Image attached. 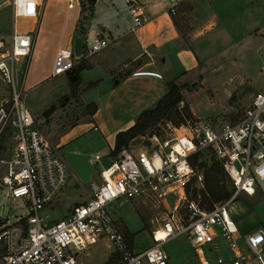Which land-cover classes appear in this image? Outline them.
<instances>
[{"label":"built area","instance_id":"1","mask_svg":"<svg viewBox=\"0 0 264 264\" xmlns=\"http://www.w3.org/2000/svg\"><path fill=\"white\" fill-rule=\"evenodd\" d=\"M175 3L169 6L170 13ZM67 4L71 6L72 0ZM128 12L133 27L146 19L136 3L128 5ZM32 40L31 31H12L8 40L0 34V76L9 88L7 102L0 103V186L7 197L25 207L11 220L0 216L1 264H81L78 254L100 238L110 241L118 264H170L162 244L178 234L192 248L193 261L187 264H264V228L240 233L228 212L238 192L252 195L264 180V89L254 91L249 110L231 120L187 117L179 124L162 120L156 129L145 132L146 141L137 149L121 147L98 170L100 180L91 185L87 199L50 219L44 210L67 182L69 166L41 135L16 78L14 58L28 55ZM106 43L93 36L78 57L71 46H58L50 76L66 73L77 58L90 56ZM200 149H209L219 160L232 187L227 198L209 207L199 206L184 192L190 179L202 185L201 172L190 163ZM166 188L178 191L170 209L163 198ZM144 189L159 197L167 210L151 230L153 242L134 248L107 206H118ZM216 239L224 242L226 254L219 251Z\"/></svg>","mask_w":264,"mask_h":264},{"label":"rangeland","instance_id":"2","mask_svg":"<svg viewBox=\"0 0 264 264\" xmlns=\"http://www.w3.org/2000/svg\"><path fill=\"white\" fill-rule=\"evenodd\" d=\"M204 5L196 0H183L177 4L173 13L169 12L178 28L182 43L189 42L198 62V71L192 79L178 78L177 80V82L184 81L186 83V87L180 90L181 100L178 101L177 107L181 108L183 113L186 111L189 113L184 118L196 117L210 122L231 120L249 110L251 92L264 88V69L262 68L264 0L260 1L262 9L258 18L260 22L246 32L241 31L245 28V23L240 20L230 23L234 27L221 23L217 18L221 16L212 14ZM224 7L227 9L225 12H236L237 2L229 0V3H224ZM21 23L20 18L15 20L17 27ZM38 23L39 21L37 26ZM9 29V25H2L0 34L6 35ZM233 29H236L237 32L234 33ZM243 35L250 37L246 39L243 38ZM90 38H87L88 42L86 43H89ZM31 60L28 59L22 64L26 72L31 65ZM49 60L48 51H41V54L35 59L38 74L47 72ZM24 69L18 79L21 92L24 95L25 105L33 115L40 131L52 143L59 142V151L64 152L66 149L76 148L81 153L90 155L92 161L95 160L92 174L88 180H80L70 170V176L60 191L56 203L45 210L49 217H57L66 213L68 206L89 197L91 185L100 180L98 170L108 164L112 157L118 155L117 153L113 154L110 150L114 139L110 130L130 113L129 106L123 100H119L120 96L118 95V92L124 87L127 89V86L121 80L116 83L106 81V87L110 83L115 86V91L109 96H106L105 93L98 96L101 89L105 90L104 83L94 84L93 81L88 82L89 85L73 86L67 75L58 74L47 77L48 72V75L38 81L34 87L27 89L23 87L22 83ZM84 89L86 91L80 94ZM115 92L118 97L113 96ZM2 98H9V93L6 90L5 81L0 79V100ZM89 100H93V103L99 100L101 109L99 115L92 121L96 125L95 129L88 123L91 121L89 120ZM51 104L53 105L52 109L46 116H43V110ZM232 111L234 112L232 113ZM184 118L175 124L183 123ZM166 119L168 118H160L150 124L148 129H156L159 123ZM147 131L146 129L133 136L128 141L126 148L130 151L137 149L141 143L146 141L145 132ZM95 154L97 155L95 156ZM221 178L226 187L230 189L228 179L224 176ZM177 194L178 191L175 189H165L163 198L168 209L172 206ZM185 195L189 198L188 194ZM225 198L227 197L217 200L209 199L210 205L206 207ZM107 208L121 231L124 226L132 232V236L129 235L128 238L129 242L126 237L125 240L128 245L134 248H143L153 242L151 230L157 226L159 219L167 210L161 199L146 189L135 197L124 200L118 206H107ZM24 211L25 207L19 205L15 200L7 198L5 188L0 186V216L11 220L14 214ZM228 212L241 231L257 227L264 228V180L259 182V187L252 195L238 192L229 203ZM162 247L170 255V264H187V262L193 261L192 248L183 234L169 238L162 244ZM78 256L81 264H108L106 262L109 258H111L112 264L118 263L116 255L112 252L111 243L106 238H100L89 245Z\"/></svg>","mask_w":264,"mask_h":264},{"label":"crops","instance_id":"3","mask_svg":"<svg viewBox=\"0 0 264 264\" xmlns=\"http://www.w3.org/2000/svg\"><path fill=\"white\" fill-rule=\"evenodd\" d=\"M172 1L93 0L92 4L88 5L86 0H72L71 6H68V0H0V28L5 24L10 26L8 33L1 35L8 40L12 31H31L33 34L29 54L16 55L14 58L17 81L24 69L22 64L28 59H32L31 65L28 67L27 72L24 69V75L22 74L24 78L23 87L27 89L34 87L38 81L48 75V72L47 77L50 76L53 56L58 46L72 47L73 40L76 37L80 38L82 47L87 44V38L93 36L104 38L107 43L99 50L90 56H81L76 59L75 66L78 63L80 66L75 67L74 73L77 69L80 78L77 85H87L88 82L93 81L94 84L104 83L105 90L101 89L98 96L104 93L109 96L115 91V86L110 85V83L106 87V81L116 83L121 80L126 83L127 89L124 87L118 92V95L120 96L119 100H123L129 106L130 113L110 130L114 136L117 130L129 126L141 109L155 104L156 100L166 90L165 82L167 79L173 78L177 84H186L184 81L177 82L178 78L192 79L198 71L195 53L189 42L182 43L172 14L168 11ZM181 1L183 0H176L175 10L177 4ZM235 1L237 2V11L230 13L225 12L227 9L224 7V3H229V0H196V2L205 4L204 6H207L212 14L221 16L217 17L221 23L230 25V23L239 20L245 23V28L242 30L239 28L238 30L246 32L253 25L260 22L258 18L262 11L260 7L261 0ZM130 3L140 5L146 16L144 22L134 27L128 12ZM17 18L22 21L19 27L15 25ZM235 31L237 32L236 29L233 32L235 33ZM249 37L243 35V38L247 39ZM41 51H48L50 56L49 67L45 74H38L35 63V59L41 54ZM80 61H82V65ZM64 75L67 74L64 73ZM0 79L3 81L1 76ZM102 80L104 82H101ZM5 85L9 93L6 82ZM85 88L87 87L85 86ZM85 91V89L82 90L80 94ZM113 96L118 97L116 92ZM7 100L8 98H2L0 103L7 102ZM89 101L93 102V100ZM98 102L99 100L94 103L95 109L89 115L91 121L88 123L90 126L95 125L92 121L101 112ZM40 133L62 156V152L59 151V142L52 143L41 131ZM66 150L81 152L76 148ZM70 170L69 168V176ZM58 195L46 206L45 210L56 203ZM57 217L49 218L54 219ZM250 230L241 231L238 229V232L244 233ZM216 242L219 245V251L226 254L228 249L224 242L221 239H216Z\"/></svg>","mask_w":264,"mask_h":264},{"label":"trees","instance_id":"4","mask_svg":"<svg viewBox=\"0 0 264 264\" xmlns=\"http://www.w3.org/2000/svg\"><path fill=\"white\" fill-rule=\"evenodd\" d=\"M86 2L88 5H91L93 0H86ZM80 63L82 65V61H80ZM79 79V74L76 69L75 78L70 80V82L75 86ZM165 83L166 90L156 100L153 106L141 109L129 126L115 132L113 145L110 148L113 154H116L121 147H127L128 141L136 134H140L146 129L151 130L148 129V126L160 118L166 117L170 119L172 123H177L182 121L185 116L189 115L187 111L183 113L181 108L177 107L178 101L181 100L180 90L186 87V84H177L173 78L167 79ZM89 104V112L91 113L95 109V104L93 102H89ZM190 163L196 171L201 172L202 185L196 186L193 179L188 180L184 185V192L189 195V198L196 200L200 206L206 207L210 205V201L208 202L209 199L217 200L229 196L232 191L231 184L229 183L230 189H228L221 178V176H226L221 169L219 160L214 157L209 149H200L196 151L191 156ZM121 232L124 238L126 237L129 242L128 238L132 236V232L127 230L124 226ZM110 260L111 258H109L106 263L112 264Z\"/></svg>","mask_w":264,"mask_h":264},{"label":"water","instance_id":"5","mask_svg":"<svg viewBox=\"0 0 264 264\" xmlns=\"http://www.w3.org/2000/svg\"><path fill=\"white\" fill-rule=\"evenodd\" d=\"M81 43L80 38L76 37L73 40L72 50L73 54L75 56H79L81 53ZM80 64H76V66L72 67L71 69L66 71V74L69 78V80H72L75 78V67H79ZM53 105H49L47 109L43 110V116H46L50 110L52 109ZM62 157L66 161L69 168L76 174L80 180L85 181L89 178L92 169L95 164V160H91L90 155L73 151V150H65L62 152Z\"/></svg>","mask_w":264,"mask_h":264},{"label":"bare ground","instance_id":"6","mask_svg":"<svg viewBox=\"0 0 264 264\" xmlns=\"http://www.w3.org/2000/svg\"><path fill=\"white\" fill-rule=\"evenodd\" d=\"M158 231L160 232L161 230H160V229H157V231H156V233H155L156 236H157V232H158ZM159 232H158V236H160V233H159Z\"/></svg>","mask_w":264,"mask_h":264}]
</instances>
